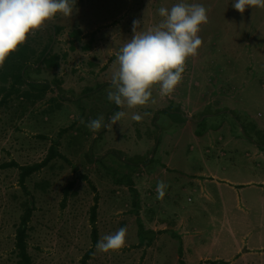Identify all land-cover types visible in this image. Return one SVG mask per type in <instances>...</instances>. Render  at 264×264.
Masks as SVG:
<instances>
[{
    "label": "rangeland",
    "instance_id": "rangeland-1",
    "mask_svg": "<svg viewBox=\"0 0 264 264\" xmlns=\"http://www.w3.org/2000/svg\"><path fill=\"white\" fill-rule=\"evenodd\" d=\"M69 2L74 4V0ZM234 2L75 0L71 18L58 13L27 37L23 44L38 53L53 35V52L60 54V65L48 68L40 64L39 71L31 69L29 74L36 82L60 78L64 90L58 94L52 85L36 98L39 91L24 84L20 94L0 107V264L17 262L15 233L26 198L19 182L20 169L3 163L41 161L52 145L61 155L26 181L36 202L28 237L33 264H80L91 247L90 209L96 192L82 175L88 176L99 195V241L120 228L127 229L120 251L103 253L95 247L88 264H180L183 240L179 231L191 232V239L199 240L192 227L197 219L188 218L179 227L173 210L178 199V204H190L188 196L194 204L197 194L188 182L182 190V183L167 171L175 169L173 173L184 179L193 177V170H211L222 178L240 181L264 175V155H258L253 146V141L264 146V128L258 127L264 125V9L246 8L241 14L233 8ZM177 3L203 5L208 17L198 33L202 45L197 55L187 59L182 81L166 97H161L159 86H155L144 107L114 108L108 91L119 67L117 55L133 36V20L141 21L138 31H149L163 20L158 9H171ZM54 25L61 27L58 34H54ZM76 29L82 34L72 47ZM87 87L96 90L85 94ZM2 95L0 91V99ZM169 105L171 108H166ZM118 111L125 112V117L110 124ZM133 114H140L142 120L134 121ZM100 116L105 127L90 131L86 123ZM207 129L213 132L206 144L195 139L196 130ZM113 150L151 160L142 164L135 159L127 164ZM165 162L173 168L162 166ZM127 177L140 193L138 208ZM160 181L167 185L163 199H157ZM70 182L74 185L64 202ZM197 213L198 226L209 237L208 215ZM138 214L144 228L154 231L150 244V235L139 233ZM196 255L187 251L190 264H201Z\"/></svg>",
    "mask_w": 264,
    "mask_h": 264
},
{
    "label": "clouds",
    "instance_id": "clouds-1",
    "mask_svg": "<svg viewBox=\"0 0 264 264\" xmlns=\"http://www.w3.org/2000/svg\"><path fill=\"white\" fill-rule=\"evenodd\" d=\"M74 6L75 0L74 4L69 0H0V68L34 30L41 29L58 13L71 18ZM232 6L243 14L246 8L264 9V0H235ZM158 13L163 20L146 32L138 31L141 21L133 20V36L117 55L119 67L112 75L107 98L118 107L146 106L155 86H159L161 97L170 96L182 81L187 59L197 55L202 45L198 33L200 26L208 22L203 5L177 3L171 9L159 8ZM125 115L123 111L115 112L110 124H117ZM131 118L142 120L140 114ZM86 127L92 132L100 131L105 127L104 117L88 121ZM166 187L163 181L158 182L157 199H163ZM126 234L127 229L120 228L104 236L96 244L97 252L120 251L125 246Z\"/></svg>",
    "mask_w": 264,
    "mask_h": 264
},
{
    "label": "crops",
    "instance_id": "crops-1",
    "mask_svg": "<svg viewBox=\"0 0 264 264\" xmlns=\"http://www.w3.org/2000/svg\"><path fill=\"white\" fill-rule=\"evenodd\" d=\"M263 126L258 125L262 129ZM198 131L194 132L195 139L206 144L207 136L213 131ZM214 142L217 143L216 140ZM253 144L258 155H264V146L255 141ZM165 163L162 166L173 168L169 162ZM174 170L167 171V175L182 183V190L186 189V182L191 184L197 196L194 204V199L190 196L187 200L191 203L187 205L178 204V199L173 217H179V227L188 218L195 217L197 222L192 227L198 232L199 238L192 240L194 234H182L179 231L183 243L178 261L182 259L190 264L187 251L192 250L197 253L201 264H209V260H215L218 264H264V175L256 180L240 181L230 177L222 178L211 170H193V177L189 178L187 175L184 179L181 175L174 174ZM198 211L208 215L212 230L209 237L204 236L198 226ZM189 226L191 225L188 224Z\"/></svg>",
    "mask_w": 264,
    "mask_h": 264
},
{
    "label": "trees",
    "instance_id": "trees-1",
    "mask_svg": "<svg viewBox=\"0 0 264 264\" xmlns=\"http://www.w3.org/2000/svg\"><path fill=\"white\" fill-rule=\"evenodd\" d=\"M61 31V27L54 25V34H58ZM81 30L76 29L72 31V47H74L75 40L81 38ZM54 41V37L49 40V42L43 47V49L37 53L35 48L30 47L27 44H22L18 46V49L11 53L9 57L6 59L3 68H0V91L3 92V95L0 99V107L7 103L9 98L15 94L21 93V87L24 84H29L32 88H36L39 92L37 95L35 94L36 98L43 96L47 90L52 87L58 91V94H61L64 90L63 88V81L60 78L54 77L51 81H44V82H36L30 79V70H40V64H44L48 68H56L60 65L61 56L60 54L53 52L52 42ZM7 84V85H6ZM100 84L96 88H100ZM95 88L87 87L85 94L92 93ZM27 94V92H26ZM172 105L167 106L166 108H171ZM114 108H118L117 105H114ZM163 108V109H166ZM162 110V109H160ZM108 116V114H107ZM242 128L245 130V127L242 124ZM259 131V130H257ZM199 132V131H198ZM264 132V129H263ZM157 148L156 146L153 148V151ZM114 155H116L119 159L126 161L127 164H131L135 162L137 159L142 164H147L151 160L150 157H145L143 155H135L133 157H128L124 155L123 151L120 150H113ZM56 155H61L57 149L56 145H52L50 147L48 155L41 161L32 163V164H20L15 160L8 161L3 163V166H14L20 169L19 175V182L21 187L23 188L24 192L26 193V198L23 205V211L20 215V220L16 227L15 233V250L17 254V262L16 264H33V258L31 253L29 252L28 248V237H29V223L31 221L32 215L34 210L36 209V202L35 197L30 192L27 186V178L31 176L34 172L41 170L45 167L53 157ZM85 179H88L91 183L92 188L94 189L95 196H94V203L90 209V222L92 224L91 229V239L92 245L91 247L84 253L81 258L80 264H88V260L93 256L95 247L97 242L99 241V229L97 225V216H98V207H99V195L97 193V189L95 185L91 182L87 175H82ZM128 178V182L130 184V190L132 191V201L136 208L140 205V193L138 189L135 187L134 182L131 180L130 177ZM74 185V182L68 183L65 189L64 195V202L66 201L70 189ZM138 226H139V233L142 236L152 235L154 232L151 229H145L144 225L141 221V218L138 214ZM148 236V243L150 244L153 240L152 236ZM181 251V247H180ZM180 264H187L184 260L179 259ZM212 264H218L215 260H209Z\"/></svg>",
    "mask_w": 264,
    "mask_h": 264
}]
</instances>
